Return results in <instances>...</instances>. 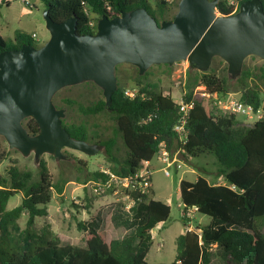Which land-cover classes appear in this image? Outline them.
<instances>
[{"label": "trees", "instance_id": "obj_1", "mask_svg": "<svg viewBox=\"0 0 264 264\" xmlns=\"http://www.w3.org/2000/svg\"><path fill=\"white\" fill-rule=\"evenodd\" d=\"M41 1L54 21L64 22L74 17L79 35H93L100 17L112 19L137 8H144L158 24L171 21L180 0ZM216 1L220 15L234 14L229 0ZM245 1L248 0H239L238 9ZM259 1L264 12V0ZM22 45L39 48L33 37L26 34H17L13 42H6L0 36V52L19 49ZM121 65L116 66V72ZM132 67L137 70L136 78L117 83L109 107L104 97L89 106L79 105V111L85 116L107 113L114 120L115 132L120 135L126 153L120 160L114 153L112 139L98 141L97 145L105 150L107 171L120 179L133 177L145 168L151 171L149 164L157 160L162 147L167 151L179 148L189 158L214 156L218 166L215 176L223 180L222 184L211 183L205 176L179 183L183 227L188 228L190 210L208 216L211 224L198 225L195 230L180 234L175 241L176 257L170 264H211L213 246L237 264H264V118L251 127L238 125L236 115H217L209 99H198L189 112L188 135L183 145L173 131L180 119L179 103L164 95L156 85L146 82L147 71L141 76ZM233 81L214 70L207 72L190 67L181 101L189 102L194 90L202 86L207 92L219 95L237 92L241 102L257 108L264 96V90L257 83L264 89V65L258 71L243 69ZM126 90L134 91L135 96H126ZM66 104L70 106L73 102L67 100ZM149 116L151 119L147 120ZM22 124L30 135L39 133L34 119L27 118ZM62 125L75 140L92 142L97 137V134L90 135L83 123L67 126L62 119ZM3 153L0 160L5 158ZM78 165L79 171L86 167L82 162ZM6 173L5 177L0 176V264H149L146 257L152 231L170 217V206L156 200L151 187L145 192L139 186L125 188V195L131 201L127 212L131 228L125 221L118 222L117 215L111 217L110 226L125 228L129 233L114 239L108 235L107 224L99 232L90 224L79 223L78 229L86 232V247L62 244L48 228L38 233L34 226L36 218L47 216V206L54 194L63 197L65 186L71 180L53 181L44 159L38 162V178L32 171L17 167L15 162ZM108 179V174L94 171L76 181L83 185L91 181L103 184ZM148 179L151 183V175ZM16 194L22 195L21 203L8 210V202ZM24 214L27 220L20 229L18 222Z\"/></svg>", "mask_w": 264, "mask_h": 264}, {"label": "water", "instance_id": "obj_2", "mask_svg": "<svg viewBox=\"0 0 264 264\" xmlns=\"http://www.w3.org/2000/svg\"><path fill=\"white\" fill-rule=\"evenodd\" d=\"M216 4L180 0L173 19L160 24L144 8L112 19L102 16L93 35H79L74 17L56 22L45 12L50 33L46 43L0 52V136L10 150L24 155L34 151L36 159L48 153L63 160L65 149L100 153L102 146L69 136L62 125L65 111L55 107L53 97L65 87L92 82L109 107L118 87L116 66L121 64L136 67L142 76L152 66L178 62L206 71L217 57L235 80L246 58L264 61L262 3L245 1L230 16L217 15ZM27 118L38 123L37 135L24 128Z\"/></svg>", "mask_w": 264, "mask_h": 264}, {"label": "rangeland", "instance_id": "obj_3", "mask_svg": "<svg viewBox=\"0 0 264 264\" xmlns=\"http://www.w3.org/2000/svg\"><path fill=\"white\" fill-rule=\"evenodd\" d=\"M174 12L176 13L177 9ZM44 14L45 6L41 0H0V36L6 42H13L17 34H26L33 37L37 46L41 47L50 38ZM263 65L264 61L262 59L250 56L244 60L242 70L247 68L251 71H258V68ZM190 67V62L175 63L170 69L164 66H152L147 70L145 81L156 85L164 95H170L173 101L179 103L184 93L185 77ZM211 70H214L218 75L225 74L229 77L227 64L217 57L210 61L206 71ZM136 75L137 70L135 68L123 64L119 66L116 72L117 83H125L127 79L136 78ZM233 83H235V80ZM257 83L264 90L263 86L259 82ZM202 88L197 90H203ZM232 94L239 97L237 92ZM101 99H103L102 91L94 83L84 82L61 89L53 97V104L57 109L65 111L63 118L65 125L83 123L88 128L90 135L97 134L94 141L88 142L90 145H97L98 141L112 139L115 142L114 153L117 158L122 160L125 157L126 149L120 135L115 132L116 127L112 117L107 113L85 116L79 111V105L82 107L89 106ZM67 100L73 102V104L68 106L66 104ZM236 118L238 125L251 127L254 124V120L246 121L243 116H237ZM1 152H4L3 157H5L0 160V176L2 177L7 175L6 172L12 162H15L17 167L32 171L38 178V161L44 159L53 181L59 178L71 180L65 186L63 197L54 194L51 203L47 206V216L36 218L34 226L36 232L40 233L48 228L59 238L62 244L85 248L86 232L78 229L79 223L84 226L90 224L91 227L100 232L105 224L110 226L111 217L117 215L118 222L125 221L131 228V220L127 215L131 201L125 195L124 189L118 187V190H106L95 194L96 183L91 181L83 185L76 181V178L84 179L87 174L94 171L107 172L108 167L104 148L100 149V153L92 155L65 149L63 152L66 158L63 160H55L48 153H43L36 159L34 151L24 155L16 150H10L5 140L0 136ZM176 158L180 168L172 165L167 170L169 175H166L164 166L159 161L154 160L149 164L152 169L150 186L153 189L154 198L164 202L171 208L168 220L153 230L150 250L146 257L149 264L172 263L176 257V238L187 230H195L198 225L211 224V218L190 210L187 217L189 220L188 228L183 227L179 193L180 181H195L196 176L199 175L205 176L211 183H223L221 178L215 176L218 166L214 156L206 154L199 158H189L178 154ZM78 162H82L86 166L82 171L77 170V167H80ZM21 199V194L11 197L7 209L18 206ZM87 205H90V207L88 208ZM26 220L27 214H24L18 222L20 229L25 227ZM129 232V230L126 232L125 228L117 229L110 226L108 235L114 239H121ZM262 232H264V225ZM211 264L237 263L213 246Z\"/></svg>", "mask_w": 264, "mask_h": 264}, {"label": "built area", "instance_id": "obj_4", "mask_svg": "<svg viewBox=\"0 0 264 264\" xmlns=\"http://www.w3.org/2000/svg\"><path fill=\"white\" fill-rule=\"evenodd\" d=\"M229 4L234 6L235 13L238 10L239 0H229ZM199 88L202 87H197L194 90L193 97L189 102H179L180 119L174 126L173 131L176 137L178 138V141L183 145L186 143L188 135L187 122L189 112L194 107L198 99H209L211 101V105L214 109V112L220 116H243L246 121L254 120L253 123L264 118V96L259 106L257 108H254V106L251 104H245L241 102L238 97H235L232 93H228L226 95H219L217 93L207 92L204 87L202 88L203 90H197ZM125 95L132 98L135 96V92L132 90H126ZM150 119L151 116L147 118V120ZM182 153L183 151L179 148L174 149L173 151H167L163 147L158 152L157 161H159L164 166L163 168L165 170L166 175H169L167 170L172 165H175L176 168H180V164H178L176 156ZM146 166H148V164H146ZM105 174L109 175V179L103 184L96 183L97 186L94 188L95 194L110 190L112 187H115V189L113 190H118V187L120 189H136V186H139L142 192H145L149 187H151V183L148 182V178L151 175V171H148L146 168L136 173L133 177L125 179H120L114 176L113 174H110L108 171ZM127 197L129 198V196Z\"/></svg>", "mask_w": 264, "mask_h": 264}, {"label": "crops", "instance_id": "obj_5", "mask_svg": "<svg viewBox=\"0 0 264 264\" xmlns=\"http://www.w3.org/2000/svg\"><path fill=\"white\" fill-rule=\"evenodd\" d=\"M198 176H199V175H198ZM198 176H196V179H197ZM196 179H195V180H196ZM156 228H157V227H156ZM156 228H155V229H156ZM154 233H155V232H154ZM152 235H153V231H152Z\"/></svg>", "mask_w": 264, "mask_h": 264}]
</instances>
